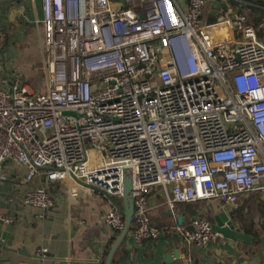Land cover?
<instances>
[{
  "label": "built area",
  "instance_id": "1",
  "mask_svg": "<svg viewBox=\"0 0 264 264\" xmlns=\"http://www.w3.org/2000/svg\"><path fill=\"white\" fill-rule=\"evenodd\" d=\"M127 2L43 0L46 87L0 84V165L24 169L22 203L40 221L52 185L76 178L107 193L120 208L103 223L118 233L130 169L132 236L154 243V192L173 214L264 194V17L246 25L229 7L207 21V0ZM176 233L200 249L220 237L200 217Z\"/></svg>",
  "mask_w": 264,
  "mask_h": 264
},
{
  "label": "crops",
  "instance_id": "2",
  "mask_svg": "<svg viewBox=\"0 0 264 264\" xmlns=\"http://www.w3.org/2000/svg\"><path fill=\"white\" fill-rule=\"evenodd\" d=\"M118 8H128L127 0H114ZM185 5L186 0H177ZM208 1L204 18L216 21L231 7L241 13L248 25L258 15L254 2L233 0ZM239 16V15H238ZM43 0H0V84L10 85L20 79L33 92L37 80L45 79ZM46 85V82H45ZM25 171L15 163L0 165V264H106L109 252L120 233L109 231L103 215L112 204L105 195L68 180L52 185L50 193L55 206L44 221L35 211L25 208L22 197L28 184ZM73 193V194H72ZM151 220L161 231L154 243H138L130 230L116 251L113 264H166L169 254L179 253L172 264H264V194L253 193L240 197L235 207L218 201L205 202L200 218L211 223L227 214L241 232L254 237L250 244L220 236L207 249L187 246L176 233L178 211L171 213L160 192L150 195ZM9 218L11 224L2 219ZM194 218V217H192ZM191 218V219H192ZM46 249V257L41 254ZM127 250L128 252L124 251Z\"/></svg>",
  "mask_w": 264,
  "mask_h": 264
},
{
  "label": "water",
  "instance_id": "3",
  "mask_svg": "<svg viewBox=\"0 0 264 264\" xmlns=\"http://www.w3.org/2000/svg\"><path fill=\"white\" fill-rule=\"evenodd\" d=\"M207 1H212V0H207ZM69 114L70 113H66V115H69ZM74 180L84 187H87L89 189H92L93 191H96V192H99L105 195V197H107V199H109V201L114 206L119 207V205L107 193L99 189L93 188L76 178H74ZM132 190H133L132 171L130 169H127L125 170V193L123 197V207L121 209L125 217V227L123 231L120 233L117 241L111 248L109 255L107 257L106 264H113V259H114V255L116 251L124 243V240L126 239V237L128 236L131 230L132 219H133L134 212H135ZM178 222L180 225H182L183 217H179ZM213 229L217 234H219L220 236L228 240L241 242V243H247V244H250L254 241L253 236L248 235L238 230L235 224L233 223V221L230 219V217L227 214H222L221 216L215 219V222L213 223ZM260 242L262 243V245H264V236L260 238ZM123 250L128 252L125 249ZM179 259H180V254L176 252V253L167 255L165 258V263L172 264L174 260H179Z\"/></svg>",
  "mask_w": 264,
  "mask_h": 264
},
{
  "label": "trees",
  "instance_id": "4",
  "mask_svg": "<svg viewBox=\"0 0 264 264\" xmlns=\"http://www.w3.org/2000/svg\"><path fill=\"white\" fill-rule=\"evenodd\" d=\"M229 3L233 6H236L237 4H235V2L233 0H228ZM243 1H248V2H254L255 4H257L258 6H260V8H253L255 11V13L258 15V17H256L253 22L255 25H257L259 23V21L264 17V0H243ZM238 15L243 18V21L246 25H248L247 20L245 19L244 16H242L241 13H238ZM264 36V35H263ZM262 36V37H263ZM205 202H199V203H194V204H183L177 207V211L183 215L185 218L187 219H191L192 217H197L199 216V212L202 209V206L204 205ZM207 219V218H205ZM210 222L211 219H207ZM186 223L182 224L185 225ZM132 230V227H131Z\"/></svg>",
  "mask_w": 264,
  "mask_h": 264
},
{
  "label": "rangeland",
  "instance_id": "5",
  "mask_svg": "<svg viewBox=\"0 0 264 264\" xmlns=\"http://www.w3.org/2000/svg\"><path fill=\"white\" fill-rule=\"evenodd\" d=\"M262 39H264V36L262 37ZM45 79H38L37 80V82L35 83V85H33V86H35V91H42V90H44L45 89V87H46V85H45Z\"/></svg>",
  "mask_w": 264,
  "mask_h": 264
}]
</instances>
